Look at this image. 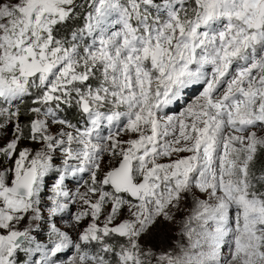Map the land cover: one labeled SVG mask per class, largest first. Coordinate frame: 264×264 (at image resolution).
Segmentation results:
<instances>
[{
  "label": "snow or ice",
  "instance_id": "obj_1",
  "mask_svg": "<svg viewBox=\"0 0 264 264\" xmlns=\"http://www.w3.org/2000/svg\"><path fill=\"white\" fill-rule=\"evenodd\" d=\"M81 15L82 27L57 35ZM198 82L184 111L160 115ZM0 142V264L34 250L17 226L39 217L56 153L64 168L50 215L78 199L87 207L76 223L91 221L79 242L53 225L52 256L71 245L69 264H151L141 237L198 190L206 199L183 230L201 250L157 264H264V0H0ZM105 154L120 163L98 179ZM78 173L87 191L71 197L65 177ZM47 253L36 264H54Z\"/></svg>",
  "mask_w": 264,
  "mask_h": 264
},
{
  "label": "rangeland",
  "instance_id": "obj_2",
  "mask_svg": "<svg viewBox=\"0 0 264 264\" xmlns=\"http://www.w3.org/2000/svg\"><path fill=\"white\" fill-rule=\"evenodd\" d=\"M206 70H210V66ZM198 84V86H197ZM196 85V86H195ZM194 86L195 94L188 92L190 94L189 100L185 101L183 105L175 106L174 101L167 106H164L161 116H178L184 109L191 104L201 93L203 89V83L198 82ZM31 98L26 97L24 103ZM32 104V99L31 103ZM63 107V106H62ZM62 117H66L61 112ZM69 119L72 123L77 124V127H83L85 124L84 120L73 121ZM107 130H105V133ZM129 137L123 135V139L127 140ZM2 143V142H0ZM21 147H29L30 149H38L40 146L31 144L28 141H23ZM180 155H188V153H181ZM173 159L177 158L175 155ZM168 158H163L161 162H167ZM120 163V157H112L108 154L104 155L101 162L102 171L97 173L98 179H102L103 175L110 171L112 168L118 167ZM63 159L59 153L54 154V165L49 173L43 178L41 187L40 203L38 205L40 215L37 219L33 220L31 215L26 216L23 221L17 226L21 230L28 228L30 230V236L33 238V251L31 253L20 252L16 257L17 264H36L40 260L41 256L47 253V249L53 247V242L56 240L55 235L52 233V226L55 225L61 232H67L73 239L74 242L78 241V234L87 227L88 223L91 221V217H86L80 223H76L74 217L78 211L82 208L87 207L82 204V201L76 199L74 202H70L68 199L61 198V202L68 203L69 207L55 215H50L49 209L53 206V199L55 197L54 186L59 179V174L63 172ZM88 174H76L66 175L64 181V188L70 193L71 197H75L77 190L81 193L87 191V186L83 181L88 180ZM106 190L111 191V186H105ZM95 197H93L94 199ZM125 198H128L125 194ZM197 199H206V197L195 190V193L184 194L178 207H171L169 209V214L174 217L172 221H165L163 218L158 219V222L150 228L147 234L141 237V243L145 248L151 249L154 253L152 257L151 264H157V259L160 255L165 253H171L173 255L181 254L185 251L190 253L199 252L201 249L192 248V239L183 230L185 221L189 216H191L196 209ZM133 202L135 199L133 198ZM103 215L101 216V221L103 220ZM128 218L127 209L121 210V213L117 219L113 222L118 224L122 222L123 219ZM201 221L193 220L191 222V227L196 230V232H202L203 229L199 227ZM111 226V225H110ZM208 229L211 230L213 227L212 222L207 225ZM195 238V233L193 234ZM123 242V240H122ZM35 245H39L41 251H35ZM90 253H95L99 250V245L93 242V245L85 249ZM204 250H207L205 245ZM76 254V249L73 246H69L63 249L60 253L52 256L47 253V258L54 261V264H69L71 257Z\"/></svg>",
  "mask_w": 264,
  "mask_h": 264
},
{
  "label": "trees",
  "instance_id": "obj_3",
  "mask_svg": "<svg viewBox=\"0 0 264 264\" xmlns=\"http://www.w3.org/2000/svg\"><path fill=\"white\" fill-rule=\"evenodd\" d=\"M84 24V18L83 15L79 16L75 21L69 22L65 26H61L58 29V36H68L70 30H74L75 28L82 27ZM31 99H28L24 105H30ZM63 115L66 116L67 118H71L73 121H80V116L79 113L74 109H69V108H63L62 111ZM123 239H121L119 242H122ZM110 243H114L115 241H109ZM88 251V250H87ZM90 252V251H89Z\"/></svg>",
  "mask_w": 264,
  "mask_h": 264
}]
</instances>
